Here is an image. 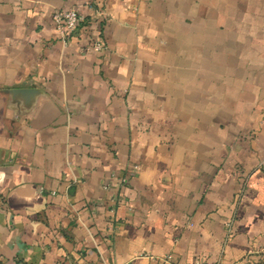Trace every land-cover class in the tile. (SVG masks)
<instances>
[{"label":"crops","instance_id":"0c3cea01","mask_svg":"<svg viewBox=\"0 0 264 264\" xmlns=\"http://www.w3.org/2000/svg\"><path fill=\"white\" fill-rule=\"evenodd\" d=\"M196 260L264 264V0H0V264Z\"/></svg>","mask_w":264,"mask_h":264},{"label":"built area","instance_id":"2783aa9c","mask_svg":"<svg viewBox=\"0 0 264 264\" xmlns=\"http://www.w3.org/2000/svg\"><path fill=\"white\" fill-rule=\"evenodd\" d=\"M94 6H91L93 9ZM95 13L98 12V9H93ZM52 20L54 23V28L58 32L61 40L64 43H68L71 37L76 34L77 27L80 21L79 14L74 7L68 9H58L52 13ZM93 16V15H92ZM105 47V43L102 39H94L90 45L89 49L95 51H101ZM14 264H22L21 262H15ZM194 264H219L218 262L196 260Z\"/></svg>","mask_w":264,"mask_h":264}]
</instances>
